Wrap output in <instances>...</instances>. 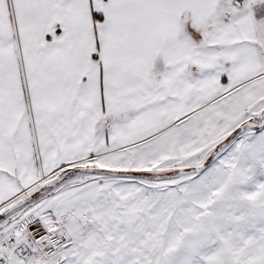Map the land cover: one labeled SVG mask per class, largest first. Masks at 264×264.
I'll use <instances>...</instances> for the list:
<instances>
[{
    "label": "snow or ice",
    "instance_id": "6c2138e0",
    "mask_svg": "<svg viewBox=\"0 0 264 264\" xmlns=\"http://www.w3.org/2000/svg\"><path fill=\"white\" fill-rule=\"evenodd\" d=\"M0 264H264V0H0Z\"/></svg>",
    "mask_w": 264,
    "mask_h": 264
}]
</instances>
